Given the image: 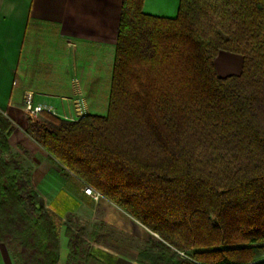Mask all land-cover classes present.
<instances>
[{
  "label": "trees",
  "instance_id": "trees-1",
  "mask_svg": "<svg viewBox=\"0 0 264 264\" xmlns=\"http://www.w3.org/2000/svg\"><path fill=\"white\" fill-rule=\"evenodd\" d=\"M143 2H122L107 114L43 111L27 133L154 235L138 264H264V0H180L175 18ZM220 51L243 57L239 75L217 73ZM10 126L0 112V244L19 264H57L61 220ZM65 235L67 264H102Z\"/></svg>",
  "mask_w": 264,
  "mask_h": 264
},
{
  "label": "crops",
  "instance_id": "crops-1",
  "mask_svg": "<svg viewBox=\"0 0 264 264\" xmlns=\"http://www.w3.org/2000/svg\"><path fill=\"white\" fill-rule=\"evenodd\" d=\"M122 2L0 0V112L11 122V150L33 159V187L59 217L77 214L83 210L81 202L93 200L83 193L81 180L63 172L27 133L24 98L32 94L35 104L63 119L108 110ZM179 4L180 0H144L143 12L175 18ZM215 68L223 77L239 75L243 57L220 51ZM56 195H62L57 203ZM67 257V243L64 248L60 237L57 264H67ZM102 261L138 264L123 255H108ZM0 264H17L3 244Z\"/></svg>",
  "mask_w": 264,
  "mask_h": 264
},
{
  "label": "rangeland",
  "instance_id": "rangeland-1",
  "mask_svg": "<svg viewBox=\"0 0 264 264\" xmlns=\"http://www.w3.org/2000/svg\"><path fill=\"white\" fill-rule=\"evenodd\" d=\"M107 111L106 108L102 115H106ZM82 116L78 113L74 116H66L65 120L75 121ZM12 156L15 157L27 172H30V168L33 165L31 162L33 159L30 155L15 154L12 151ZM61 170L70 176L68 171L63 168ZM82 186L84 185L82 184ZM60 197L62 195H56L53 199L54 202L57 203ZM89 197L93 202H81L83 210L77 214L66 213L60 217L50 210L49 202L43 199L46 210L61 220L60 237L64 242V248L66 247V243H68L65 230L66 228H71L81 240V247L88 249L91 256L97 262L102 263V260L108 255H123L132 260L136 258L139 249L146 247L154 235L136 220L112 205L107 199L99 197L96 200L91 196ZM64 203L71 204L69 201H65ZM181 255L185 256L183 253Z\"/></svg>",
  "mask_w": 264,
  "mask_h": 264
},
{
  "label": "built area",
  "instance_id": "built-area-1",
  "mask_svg": "<svg viewBox=\"0 0 264 264\" xmlns=\"http://www.w3.org/2000/svg\"><path fill=\"white\" fill-rule=\"evenodd\" d=\"M24 111L28 114L29 117L36 118L41 112L46 111L41 105L34 103L32 94H27L24 98ZM49 112V111H48ZM5 115V114H4ZM84 193L88 196H91L94 199H98L101 195L96 192L90 186H84Z\"/></svg>",
  "mask_w": 264,
  "mask_h": 264
}]
</instances>
